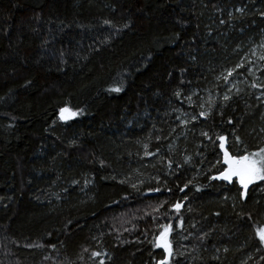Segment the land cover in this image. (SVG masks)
I'll return each mask as SVG.
<instances>
[{"label":"trees","instance_id":"1","mask_svg":"<svg viewBox=\"0 0 264 264\" xmlns=\"http://www.w3.org/2000/svg\"><path fill=\"white\" fill-rule=\"evenodd\" d=\"M263 42L264 0H0V264H158L161 225L169 264H264V181L211 179L264 148Z\"/></svg>","mask_w":264,"mask_h":264},{"label":"snow or ice","instance_id":"2","mask_svg":"<svg viewBox=\"0 0 264 264\" xmlns=\"http://www.w3.org/2000/svg\"><path fill=\"white\" fill-rule=\"evenodd\" d=\"M238 11H242L238 9ZM223 23V21H221ZM229 76L232 75V72L228 73ZM256 87L255 84L252 85ZM111 91H120L119 88L111 89ZM225 100H228L229 97L226 95L224 97ZM68 114V115H66ZM75 113H70L68 108H62L60 110V119L66 120L69 116H74ZM231 123V121H229ZM207 136V133H204ZM220 141V149L223 152V164L226 167L220 171L218 175H214L211 177L212 180H223L229 183H232L233 177H236L239 181V185L245 192L241 193L242 198L244 197L249 185L257 182L264 181V148H261L258 152L244 154L240 156L230 155L227 150H225V137H218ZM187 162V161H186ZM187 185H185V188ZM185 188H181L180 191H185ZM159 191V189H156ZM199 191V189H197ZM182 205L180 203H176L174 206V210L179 212ZM163 229L159 236L155 239V248H162L165 256L163 259L159 260L158 264H169V258L172 256V244L169 241V235L172 231V225H161ZM256 236L258 237L261 244H264V227L258 228L256 230ZM87 251V249H85ZM101 255V253L94 252L92 253L93 257H97ZM100 264H104V261L101 260Z\"/></svg>","mask_w":264,"mask_h":264},{"label":"rangeland","instance_id":"3","mask_svg":"<svg viewBox=\"0 0 264 264\" xmlns=\"http://www.w3.org/2000/svg\"><path fill=\"white\" fill-rule=\"evenodd\" d=\"M243 63L239 65L240 68L244 66V64H247V71H245L248 75H251V81L252 82H264V42L257 44V46L250 47V50L245 53V57H243ZM240 84L238 82H229L228 87H225L226 93L229 94L230 92H233L236 88H238ZM233 90V91H232ZM207 94H211L209 90H205ZM214 93V92H213ZM225 97V96H224ZM202 110H205V105L201 107ZM70 113H75L72 110H69ZM204 113V112H202ZM68 115V114H66ZM76 115V113H75ZM74 116H69L68 119L62 120V121H67L75 117ZM59 119H60V114H59ZM61 120V119H60ZM234 181H236L239 184L238 179L236 178ZM233 181V182H234ZM264 247V244H262ZM255 252V251H254ZM253 250L247 252V257L253 255Z\"/></svg>","mask_w":264,"mask_h":264},{"label":"water","instance_id":"4","mask_svg":"<svg viewBox=\"0 0 264 264\" xmlns=\"http://www.w3.org/2000/svg\"><path fill=\"white\" fill-rule=\"evenodd\" d=\"M220 173V172H219ZM219 173H217V174H215V175H218ZM214 176V175H213ZM233 179H234V177H233ZM215 181H217V182H227V181H223V180H215ZM227 183H229V182H227ZM149 195H151V193H149Z\"/></svg>","mask_w":264,"mask_h":264},{"label":"bare ground","instance_id":"5","mask_svg":"<svg viewBox=\"0 0 264 264\" xmlns=\"http://www.w3.org/2000/svg\"><path fill=\"white\" fill-rule=\"evenodd\" d=\"M235 178H236V177H234V179H235ZM234 179H233V181H234ZM214 181H215V180H214ZM233 181H232V182H233ZM223 183L230 184V183H227V182H223Z\"/></svg>","mask_w":264,"mask_h":264},{"label":"flooded vegetation","instance_id":"6","mask_svg":"<svg viewBox=\"0 0 264 264\" xmlns=\"http://www.w3.org/2000/svg\"><path fill=\"white\" fill-rule=\"evenodd\" d=\"M235 179H236V178H235ZM235 179H234V180H235Z\"/></svg>","mask_w":264,"mask_h":264}]
</instances>
